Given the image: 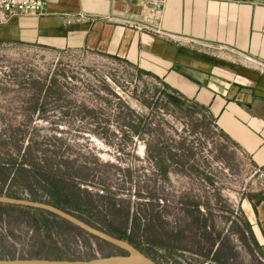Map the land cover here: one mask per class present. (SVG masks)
Masks as SVG:
<instances>
[{"label": "rangeland", "instance_id": "obj_1", "mask_svg": "<svg viewBox=\"0 0 264 264\" xmlns=\"http://www.w3.org/2000/svg\"><path fill=\"white\" fill-rule=\"evenodd\" d=\"M163 85L113 55L0 41V195L134 235L130 244L157 264H264L248 202L264 196V173L208 114L164 103ZM126 116L150 127L161 118L159 142L138 137ZM123 253L54 214L0 206L1 259Z\"/></svg>", "mask_w": 264, "mask_h": 264}, {"label": "crops", "instance_id": "obj_2", "mask_svg": "<svg viewBox=\"0 0 264 264\" xmlns=\"http://www.w3.org/2000/svg\"><path fill=\"white\" fill-rule=\"evenodd\" d=\"M43 2L38 15L0 22V41L85 48L134 64L203 106L215 128L264 173V0H165L159 21L131 0ZM144 21L160 32L140 28ZM260 194L248 202L264 235Z\"/></svg>", "mask_w": 264, "mask_h": 264}, {"label": "water", "instance_id": "obj_3", "mask_svg": "<svg viewBox=\"0 0 264 264\" xmlns=\"http://www.w3.org/2000/svg\"><path fill=\"white\" fill-rule=\"evenodd\" d=\"M9 204L13 206H21L28 208L40 209L43 211H48L57 217L70 222L72 225L77 226L87 234H91L100 240H104L107 243L123 249L125 253L118 255H108L104 257L89 258V260H67V259H41V258H18V259H8L0 258V264H157L150 257L142 253L138 248L130 244L128 241L109 235L106 232L93 227L89 223L82 221L75 215H71L61 208H57L52 204L47 202H41L37 200H29L21 197H12L7 195H0V204Z\"/></svg>", "mask_w": 264, "mask_h": 264}, {"label": "trees", "instance_id": "obj_4", "mask_svg": "<svg viewBox=\"0 0 264 264\" xmlns=\"http://www.w3.org/2000/svg\"><path fill=\"white\" fill-rule=\"evenodd\" d=\"M115 58L121 60L120 58L114 56ZM158 93H160L162 95V97L164 98V103H168L173 107H176L182 111H186V112H192L194 110L199 109L200 111H202V113L204 114V116H207V112L205 110V108L199 104L194 103L193 101L187 99L186 97H182L181 95H179L176 91L172 90L170 87H167L166 85L162 86V89L157 91ZM157 101H159L157 99ZM156 100L152 103L151 106H153V108L155 110H160L161 108L165 109L166 106L164 105H160ZM164 106V107H163ZM201 108V109H200ZM124 110H126V112L129 110L128 108L124 107ZM130 112H132V110H129ZM125 121L127 123H129L131 130L141 139L145 138L146 136H150L152 139L154 138L156 141L159 140V137L162 136L163 133V129L160 127L161 124V118L157 119L156 122H154L153 126L150 127V122L145 120L143 116H137V123L132 124V122L130 120H128V116L125 117ZM213 123V120H212ZM159 142V141H158ZM174 147V146H173ZM175 148V147H174ZM145 149H150L149 145L146 144ZM163 148L159 147L156 145V147H154V150L156 151V153H160L161 150ZM177 151H183V153H189V147L187 145H181L179 147H176ZM170 155H174V153H170ZM0 206H5V207H10V208H14V209H21V210H27V211H40V212H45L43 210L40 209H35V208H28V207H21V206H13V205H9V204H0ZM48 212V211H46ZM50 213V212H48ZM52 214V213H50ZM134 235H129V237L127 238L128 242L131 243L132 242V237Z\"/></svg>", "mask_w": 264, "mask_h": 264}, {"label": "built area", "instance_id": "obj_5", "mask_svg": "<svg viewBox=\"0 0 264 264\" xmlns=\"http://www.w3.org/2000/svg\"><path fill=\"white\" fill-rule=\"evenodd\" d=\"M134 3L141 2L146 4L150 9V19L159 21L163 12L165 0H131ZM44 11L43 0H0V22L5 21L13 14H30L38 15ZM140 28L150 32H160L158 25L144 21Z\"/></svg>", "mask_w": 264, "mask_h": 264}]
</instances>
